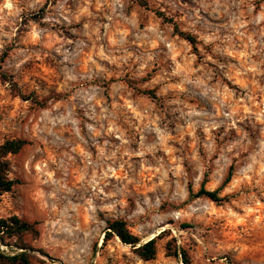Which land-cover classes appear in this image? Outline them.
I'll return each instance as SVG.
<instances>
[{
	"label": "rangeland",
	"instance_id": "374dc122",
	"mask_svg": "<svg viewBox=\"0 0 264 264\" xmlns=\"http://www.w3.org/2000/svg\"><path fill=\"white\" fill-rule=\"evenodd\" d=\"M148 1L0 0V143L31 142L0 217L37 224L32 264H182L171 239L191 264H264V0ZM231 166L228 201L191 197ZM108 220L163 234L157 258L104 243Z\"/></svg>",
	"mask_w": 264,
	"mask_h": 264
},
{
	"label": "trees",
	"instance_id": "16d2710c",
	"mask_svg": "<svg viewBox=\"0 0 264 264\" xmlns=\"http://www.w3.org/2000/svg\"><path fill=\"white\" fill-rule=\"evenodd\" d=\"M139 6L150 9L148 0H132ZM160 18H163L169 23H173V20L168 19L162 12H156ZM175 33L182 39L188 41L193 47H196L199 42L197 38L187 32L182 31L176 24H174ZM5 60V56L0 59V80L5 83L14 84L12 77L8 76L2 71V63ZM130 87L136 89L134 81H128ZM141 93L149 96L150 98L157 100V95L154 90L142 91ZM31 145L26 139H7L0 143V195L10 193L13 189L22 184V181L12 177V157L18 156L22 151ZM234 172V166H231L228 171V175L224 180L222 186L215 191H209L206 188L208 183L207 176H205L201 188L195 193L192 186H189V192L192 198H208L211 201L220 204L224 201H228L230 196L221 197L220 192L232 181ZM190 227V226H186ZM106 236L104 243L112 238H118L124 245L131 246L135 253L144 261H153L158 255V240L161 239L163 234L153 238L146 243L142 244L139 237L134 235L127 222L124 220H108L106 228ZM39 231L37 224L29 223L17 215L10 216L8 218L0 217V244L10 250H2L0 248V264H32L33 254L28 251H38L32 248L27 242L28 236L37 237ZM166 253L169 257L181 258L182 264H191V258L189 253L176 245L174 239L168 240L165 246Z\"/></svg>",
	"mask_w": 264,
	"mask_h": 264
}]
</instances>
